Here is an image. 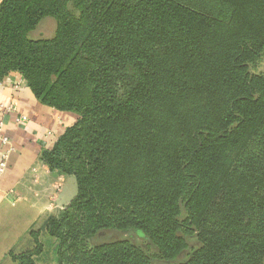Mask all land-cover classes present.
Returning a JSON list of instances; mask_svg holds the SVG:
<instances>
[{"label": "trees", "instance_id": "16d2710c", "mask_svg": "<svg viewBox=\"0 0 264 264\" xmlns=\"http://www.w3.org/2000/svg\"><path fill=\"white\" fill-rule=\"evenodd\" d=\"M55 20L50 38H31ZM264 0H2L0 83L72 112L40 160L75 178L56 264H264ZM11 113V112H10ZM102 230L137 232L90 245ZM33 246L9 251L37 264Z\"/></svg>", "mask_w": 264, "mask_h": 264}, {"label": "crops", "instance_id": "0c3cea01", "mask_svg": "<svg viewBox=\"0 0 264 264\" xmlns=\"http://www.w3.org/2000/svg\"><path fill=\"white\" fill-rule=\"evenodd\" d=\"M0 104L13 108L11 113H0L1 133L13 147L7 167L0 174V264H12L8 252L30 248L33 244L22 243L30 237V231L43 232L47 218L70 202L59 197L62 183L69 175L51 171L39 154L43 148L53 146L77 115L40 104L17 73L0 83ZM20 116L26 117V121L18 123ZM3 149L0 140V155Z\"/></svg>", "mask_w": 264, "mask_h": 264}, {"label": "rangeland", "instance_id": "374dc122", "mask_svg": "<svg viewBox=\"0 0 264 264\" xmlns=\"http://www.w3.org/2000/svg\"><path fill=\"white\" fill-rule=\"evenodd\" d=\"M55 30V20L50 17L46 16L42 18L37 28L30 34L31 38H50L53 36ZM251 71L255 73H263L264 74V55L255 63V65L251 68ZM70 179V180H68ZM71 184H70V182ZM62 188L60 189V200L63 202H69L76 194V182L73 176H67L66 181L62 183ZM66 204V203H65ZM39 226V225H38ZM40 241L43 244V252L37 258V264H56L55 256H56V240L55 238L49 236L43 229V232L40 231ZM115 240H128L135 245H138L145 249L148 253H152V250L147 247V242L144 238L137 232H122L117 230H102L98 232L93 238L89 240L90 245H95L104 242H110ZM190 250H187L183 254H181L178 258L172 261H163L159 259H153V264H179L184 261L191 249L195 248L197 242L194 237H187ZM23 244L27 243L33 244L31 237H27L22 242ZM33 246V245H32ZM31 246V247H32ZM30 247V248H31ZM12 264H16L12 262Z\"/></svg>", "mask_w": 264, "mask_h": 264}, {"label": "built area", "instance_id": "2783aa9c", "mask_svg": "<svg viewBox=\"0 0 264 264\" xmlns=\"http://www.w3.org/2000/svg\"><path fill=\"white\" fill-rule=\"evenodd\" d=\"M12 111L13 108L10 104H0V113H10ZM16 121L18 123H23L26 121V117L20 116L16 119ZM2 124L3 122L2 120H0V140L4 146V149L1 151V155H0V174H2L5 171L7 167L8 154L13 148L10 144L8 137L1 133Z\"/></svg>", "mask_w": 264, "mask_h": 264}]
</instances>
